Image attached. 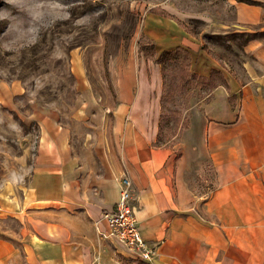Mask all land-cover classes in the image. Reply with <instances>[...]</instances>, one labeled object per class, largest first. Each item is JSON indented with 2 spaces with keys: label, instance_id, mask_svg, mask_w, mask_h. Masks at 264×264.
I'll return each mask as SVG.
<instances>
[{
  "label": "crops",
  "instance_id": "obj_1",
  "mask_svg": "<svg viewBox=\"0 0 264 264\" xmlns=\"http://www.w3.org/2000/svg\"><path fill=\"white\" fill-rule=\"evenodd\" d=\"M224 1L221 28L264 27V0ZM242 53L165 142L162 66L141 53L114 68L105 102L36 112L37 149L9 181L18 193L0 200L1 217L21 219V243L0 235V264L104 263L115 243L102 214L124 176L153 264H264V37Z\"/></svg>",
  "mask_w": 264,
  "mask_h": 264
},
{
  "label": "rangeland",
  "instance_id": "obj_2",
  "mask_svg": "<svg viewBox=\"0 0 264 264\" xmlns=\"http://www.w3.org/2000/svg\"><path fill=\"white\" fill-rule=\"evenodd\" d=\"M231 15L224 0H0V200L18 193L9 181L37 149L36 112L64 116L84 101L105 102L114 68L180 47L186 52L161 64L160 140H170L222 80L223 61L240 64L244 43L264 37V27L221 28ZM2 217L0 235L19 247L20 217ZM114 243L102 264H153Z\"/></svg>",
  "mask_w": 264,
  "mask_h": 264
},
{
  "label": "built area",
  "instance_id": "obj_3",
  "mask_svg": "<svg viewBox=\"0 0 264 264\" xmlns=\"http://www.w3.org/2000/svg\"><path fill=\"white\" fill-rule=\"evenodd\" d=\"M131 185L129 178L124 176L120 179L119 198L114 210L102 214L108 226L102 235L111 238L133 256L151 260L154 250L146 246L131 207Z\"/></svg>",
  "mask_w": 264,
  "mask_h": 264
},
{
  "label": "trees",
  "instance_id": "obj_4",
  "mask_svg": "<svg viewBox=\"0 0 264 264\" xmlns=\"http://www.w3.org/2000/svg\"><path fill=\"white\" fill-rule=\"evenodd\" d=\"M240 1L248 2V3L252 2L251 0H240ZM255 36L256 35H254L252 37H255ZM182 52H186V50L184 48H180V47H176L175 49L163 50V51H161L159 53V56L155 59V61L157 63L162 64V62H163L162 59L163 58L166 59V60L171 59V58H175V56L181 54Z\"/></svg>",
  "mask_w": 264,
  "mask_h": 264
}]
</instances>
